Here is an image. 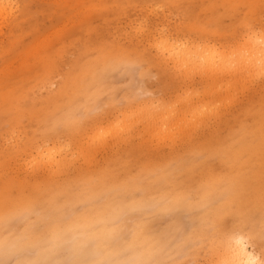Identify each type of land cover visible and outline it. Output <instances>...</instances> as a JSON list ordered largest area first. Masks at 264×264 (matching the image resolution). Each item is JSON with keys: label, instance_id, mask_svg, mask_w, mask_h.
<instances>
[{"label": "rangeland", "instance_id": "rangeland-1", "mask_svg": "<svg viewBox=\"0 0 264 264\" xmlns=\"http://www.w3.org/2000/svg\"><path fill=\"white\" fill-rule=\"evenodd\" d=\"M242 4L259 19L264 0H0V189L36 203L13 217L0 264H215L228 257L209 255L211 236L261 226L264 79L259 45L231 36ZM165 28L173 41L154 59L170 87L133 102L110 65L154 48ZM78 109L90 115L73 124ZM114 204L126 206L118 219L82 228ZM70 223L78 233L57 245L56 225Z\"/></svg>", "mask_w": 264, "mask_h": 264}, {"label": "snow or ice", "instance_id": "snow-or-ice-1", "mask_svg": "<svg viewBox=\"0 0 264 264\" xmlns=\"http://www.w3.org/2000/svg\"><path fill=\"white\" fill-rule=\"evenodd\" d=\"M129 9L139 8L140 5H127ZM249 5H235V11L232 13V31L231 36L233 40L239 41L242 37H248L249 42L254 41L259 45V52L255 58V68L258 75L264 79V9L261 10L259 19L252 17L247 9ZM188 19V13H185V20L181 21L178 17L174 23L177 30L180 29L182 23ZM142 26L146 29L151 27L150 21L142 22ZM85 27H93V23L89 21ZM97 33V43H104L108 40V35L103 31V26L95 25ZM173 41V35L165 28L158 36L154 48L143 47L137 48L139 55L128 56L118 62H113L110 66L114 69L121 70L128 80L127 87L136 90V97L133 102L138 99H152L162 97L166 90L170 87L167 82V74L163 70L162 65H158L154 59V54L157 51L167 54V47ZM135 43V40H133ZM246 47V46H245ZM241 56L248 55L241 51ZM236 59L234 54L232 57ZM249 60V63H252ZM63 67L57 65L54 69L58 82L64 80ZM102 86L103 80L98 81ZM154 108L160 105L153 104ZM90 113H85L81 110H76L73 114L72 123L76 124L84 119ZM64 124L57 122L55 128L63 127ZM208 253L210 256L216 254L226 255L228 258L221 261H215V264H261L260 260L253 255L254 252L259 251L260 255L264 257V219L261 220V226L258 229H248L243 225H234L227 230L214 234L209 238Z\"/></svg>", "mask_w": 264, "mask_h": 264}, {"label": "bare ground", "instance_id": "bare-ground-1", "mask_svg": "<svg viewBox=\"0 0 264 264\" xmlns=\"http://www.w3.org/2000/svg\"><path fill=\"white\" fill-rule=\"evenodd\" d=\"M250 56H252V54H248ZM246 61V60H245ZM244 61V62H245ZM88 73H91L88 72ZM84 74H74V76L72 78H84L83 76ZM4 100V99H3ZM6 101V100H5ZM155 112V110H152V112ZM152 116H154L152 114ZM81 173V172H80ZM80 175V174H79ZM1 182V179H0ZM39 190H37V194L34 195V199L37 200V202L43 201L44 202V192H40L38 193ZM261 194H264V191H259ZM35 193V192H34ZM264 198V196H262V199ZM6 200V201H5ZM18 203L17 202H12L8 199H6L3 196V193L0 189V255L2 253H4V249H5V242L6 239H10L13 238L12 235V230H13V217L15 216L16 212H25V213H31L30 211L32 209L35 208L36 203L33 205V198L31 199L30 197H24V198H20ZM257 201V198H256ZM126 206H118L116 207V205H110L108 206V208H102L99 210V216L97 217V213H95V215H91L89 218L86 219V222L82 224V228H91L90 226H93L94 219H103V217L105 218V222H112L115 219L119 218V214H121L123 212V209ZM25 210V211H24ZM109 213V215H107V213ZM107 215V216H106ZM126 220H129L130 218H132V216H130L129 214H125ZM79 222L76 223V225H78ZM71 224V223H70ZM57 228L52 232V238H54V241L56 242L57 245H65L66 242H68L69 240L73 239L76 234L78 233L79 228H75L74 224H71L70 226H63V225H56ZM25 234H27V237H30V240L32 241H40V235L36 232H26ZM43 241V240H41ZM48 252H44V249L41 251V257L43 256H47ZM43 255V256H42ZM255 256V255H254ZM257 257V256H256ZM257 259H259V257H257ZM260 260V259H259ZM261 264H264L263 260H260Z\"/></svg>", "mask_w": 264, "mask_h": 264}]
</instances>
